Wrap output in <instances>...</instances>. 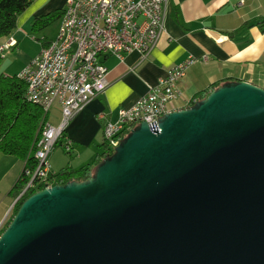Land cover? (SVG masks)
Segmentation results:
<instances>
[{
  "label": "water",
  "instance_id": "water-1",
  "mask_svg": "<svg viewBox=\"0 0 264 264\" xmlns=\"http://www.w3.org/2000/svg\"><path fill=\"white\" fill-rule=\"evenodd\" d=\"M0 264H264V89L142 122L88 182L35 192Z\"/></svg>",
  "mask_w": 264,
  "mask_h": 264
},
{
  "label": "crops",
  "instance_id": "crops-1",
  "mask_svg": "<svg viewBox=\"0 0 264 264\" xmlns=\"http://www.w3.org/2000/svg\"><path fill=\"white\" fill-rule=\"evenodd\" d=\"M67 2L36 0L18 18L11 35L0 38V47L11 39L16 41L15 47L0 53V74L20 77L41 48L55 39L61 18L53 34L34 33L32 23L54 11H63ZM163 7V30L146 57L132 52L123 62L106 58L109 86L67 124L59 141L63 146L57 144L48 156L52 175L89 166L103 155L104 124L116 122L121 109L134 106L170 68L190 56L206 61L196 62L187 71L178 86L180 95L169 105L171 111L188 108L200 92L219 82H248L264 89V0H167ZM27 45L30 52L26 54ZM47 121L53 126L60 124L58 105L52 108ZM65 142L71 143L69 154L63 150ZM24 165V161L0 152V223L9 219L17 202L11 192Z\"/></svg>",
  "mask_w": 264,
  "mask_h": 264
},
{
  "label": "built area",
  "instance_id": "built-area-1",
  "mask_svg": "<svg viewBox=\"0 0 264 264\" xmlns=\"http://www.w3.org/2000/svg\"><path fill=\"white\" fill-rule=\"evenodd\" d=\"M166 1L68 0L55 39L43 46L20 74L26 84L25 100L40 107L43 117L34 166L27 167L24 161L20 179H28V183L17 200L29 190L38 192L48 184L52 176L48 156L63 138L67 124L107 90L106 58L115 57L123 62L132 52L146 57L152 50L163 30ZM15 46L16 41L11 39L0 47V53ZM198 61L206 58L190 56L170 68L134 106L121 109L116 122L104 124V144L109 154L115 152L122 137H127L142 122L152 129L158 128L160 120L172 112L169 105L180 95V81ZM55 105L61 109L58 126L47 121ZM63 150L71 153V143L65 142ZM51 187L47 185L44 189ZM3 226L4 222L0 223V230Z\"/></svg>",
  "mask_w": 264,
  "mask_h": 264
},
{
  "label": "trees",
  "instance_id": "trees-1",
  "mask_svg": "<svg viewBox=\"0 0 264 264\" xmlns=\"http://www.w3.org/2000/svg\"><path fill=\"white\" fill-rule=\"evenodd\" d=\"M35 1L0 0V38L11 35L16 28L18 18ZM64 12L65 9L63 11H54L46 16L35 19L32 23V30L38 31L47 28L56 20L62 19ZM263 23L260 25H263ZM230 83L233 82H219L211 85L207 90L197 95V101L201 102L211 92ZM25 93L26 84L20 77H9L0 74V152L25 161L27 162L26 166L32 168L35 162L34 153L37 151V144L40 138L43 112L40 107L25 100ZM125 138L122 137V141ZM104 146L106 147L105 144ZM110 156L111 154L105 148V153L97 157L91 165L77 170L64 169L52 175L48 180V184H44L41 189L46 188L47 185L64 187L72 182H88L95 176L97 169L103 161ZM27 183L28 179L22 180L21 178L13 188L11 195L18 198ZM34 193L35 191L29 190L23 198L15 203L11 213L15 215L22 202ZM7 220L4 222V225H6ZM10 222L7 223V226Z\"/></svg>",
  "mask_w": 264,
  "mask_h": 264
},
{
  "label": "rangeland",
  "instance_id": "rangeland-1",
  "mask_svg": "<svg viewBox=\"0 0 264 264\" xmlns=\"http://www.w3.org/2000/svg\"><path fill=\"white\" fill-rule=\"evenodd\" d=\"M58 20H56L54 23H52L50 26H48L47 28H49V30H45V29H47V28H45V29H43V30H38V31H35L34 33H41V32H45V33H49V34H53L54 33V31H56V29L58 28V22H57ZM45 30V31H44ZM35 41V40H34ZM34 41H30L31 42V44H34L35 42ZM28 46V45H27ZM30 52V46H28V49H27V51H26V54L27 53H29ZM22 58H24V60H26L27 59V55H22ZM58 145L60 146H63V144L61 143H58ZM104 150H105V148H104ZM12 209V208H11ZM16 215V214H15ZM15 215H13V213H11L10 214V216H9V219L7 220V223H9L10 221H12L13 220V218H14V216ZM7 223H6V225H4L2 228H1V230H0V235L6 230L5 228H7L8 226H7ZM11 223V222H10ZM7 226V227H6ZM5 229V230H4Z\"/></svg>",
  "mask_w": 264,
  "mask_h": 264
}]
</instances>
